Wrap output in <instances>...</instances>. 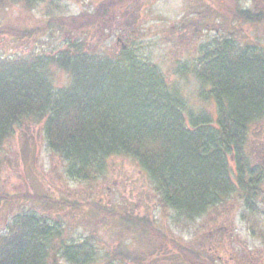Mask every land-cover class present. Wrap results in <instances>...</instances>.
Here are the masks:
<instances>
[{"label":"trees","instance_id":"trees-1","mask_svg":"<svg viewBox=\"0 0 264 264\" xmlns=\"http://www.w3.org/2000/svg\"><path fill=\"white\" fill-rule=\"evenodd\" d=\"M213 1L220 17L264 26L263 7ZM13 2L31 8L38 0ZM7 3L0 0L1 9ZM134 10L128 0H98L91 10L50 16L24 33L0 25L1 38L60 32L64 44L47 52L0 53V150L16 129L42 122L48 147L66 161L71 179L94 184L104 177L109 157L126 156L146 174L162 208L194 219L240 206L247 229L264 242V166L252 158L262 150L247 149L250 132L264 125V47L229 34H215L200 45L191 72L200 81L199 97L213 101L215 116L204 110L187 116L178 81L139 45L119 33L118 47L93 40V29ZM57 70L66 73L64 84L55 83ZM20 201L32 207L0 228V264H147L165 247L181 264H218L167 234L146 213L96 199L0 193V208ZM74 211L100 228L112 227L116 246L103 252L98 229L79 238L66 234ZM63 213L70 217L62 222Z\"/></svg>","mask_w":264,"mask_h":264},{"label":"rangeland","instance_id":"rangeland-1","mask_svg":"<svg viewBox=\"0 0 264 264\" xmlns=\"http://www.w3.org/2000/svg\"><path fill=\"white\" fill-rule=\"evenodd\" d=\"M6 1L8 3L3 9L0 6V25L8 24L16 29L15 32L24 33L26 29L43 25L50 16H73L91 10L98 0H38L31 8L13 0ZM238 1L253 10L264 8V0ZM128 3L135 12H124L110 24H103L99 30L93 29V40L98 38L104 45L118 47L123 43V40L117 42L116 34L119 33L139 45L148 58L178 81L186 97L187 116L200 110L215 116L213 101L199 97L200 81L191 72L200 45L215 34H229L243 44L264 47L263 25L231 21L223 14L220 17L213 0H128ZM61 36L60 32H40L29 39L0 37V53H25L38 48L46 52L55 50L64 45ZM184 64L187 69L181 68ZM54 78L55 83L64 84L67 75L57 70ZM32 122L23 125L27 127L16 129L1 147L0 193L29 192L79 202L93 199L106 204L110 202L113 208L127 207L135 214H149L167 234L212 256L218 264H264V242L247 229L241 219L240 206L228 212L212 211L187 219L170 208L158 205L146 174L135 160L122 155L109 157L105 175L96 183L75 181L66 173V161L48 147L42 122ZM257 147L262 152L252 155L253 163L264 166V125L260 129L254 128L248 137L247 149ZM29 207L32 203L26 201L2 205L0 228L7 218ZM58 216H61L62 222L74 216V220L65 223V233L71 237L79 238L95 229L101 231L99 244L103 252L119 242L112 227L100 228L99 222L85 213L74 211L70 216L66 213ZM216 227H221L220 231ZM145 263L181 264L169 247L161 249Z\"/></svg>","mask_w":264,"mask_h":264}]
</instances>
